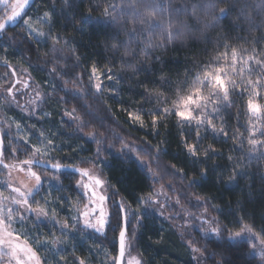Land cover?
Segmentation results:
<instances>
[{
  "label": "snow or ice",
  "instance_id": "snow-or-ice-1",
  "mask_svg": "<svg viewBox=\"0 0 264 264\" xmlns=\"http://www.w3.org/2000/svg\"><path fill=\"white\" fill-rule=\"evenodd\" d=\"M85 2L41 0L35 13L29 15L26 9H30L32 0H0L3 6L0 7V37L7 35L8 24L20 20L22 40L28 44L24 51L31 52L35 45L38 52L40 39L46 45L50 41V53L45 55L52 54L53 60L46 63L54 66L49 74L54 79L57 74L69 77L76 86L67 89L68 80L63 82V88L53 83L51 93L44 92L43 96L37 86L35 98L29 101V107H25L17 98L24 92L16 85L22 84L26 89L29 84L20 79L5 88L6 103L0 101V109L16 106L29 115L36 114L40 105L46 104L58 89L65 91L58 104L75 101L79 106H73L70 111L62 109V115L69 119L61 120L60 130L56 133L46 129L33 132L35 125L28 128L11 117L7 129L0 127V176H3L0 179V264H145L142 253L132 255V240L136 230L143 225L146 211H159L164 216L166 202H162L157 193L165 195L166 199L167 194L163 193V185L159 190L155 188L161 176L153 169V162L158 169L161 154H167V149L162 147L166 140L144 147L121 140L118 154L138 162L148 191L141 189L135 197L120 196V190L104 177L101 155L107 149L102 148V141L97 139L103 133L93 126L95 117L91 105L79 103L82 99L119 98L121 110L128 120L157 136L161 135V128L167 132L166 122L174 118L192 168L202 166L199 178L222 169L227 179L222 176L221 185L239 186L244 180L251 190L259 177L264 187V24H254L252 13L256 9L249 0H184L175 5L172 0H87L86 14L81 10ZM256 8L264 12V0H259ZM93 13L99 14L94 22L91 20ZM233 13L237 20L247 22L248 29H240L247 31V35H231L236 31L233 27L218 35L214 43L206 41L213 43L212 51L205 48L203 57L186 62L183 75L176 73L175 79L171 74L165 75L163 67L156 68L157 63H162L160 57L154 55L157 49H167L169 45L175 46L177 41L183 43L195 33L202 34L215 27L222 17ZM61 21H64L65 31L71 26L72 30L82 32L80 26L85 24L102 29L106 41L111 42L105 43V49L110 48L113 55L105 57L103 66L99 61H93L86 73L76 72L79 65L70 63L72 57L56 55L72 46L73 57L79 60L74 37L65 38L55 31ZM17 35L20 33L8 39L14 41ZM122 36L127 40L121 39ZM241 42L249 46L243 47ZM118 54L119 69L116 67ZM141 56L144 57L142 61ZM149 60L152 62L150 67L147 66ZM61 61L64 67L58 69L54 62ZM4 64L10 66L6 59ZM124 69L131 71L125 76L121 74ZM141 75L142 79L139 78ZM127 81H133L137 89H143L135 93L141 97L138 106L124 100L123 89L117 87ZM73 90L76 95L69 99ZM131 90L132 86L127 89ZM233 108L235 113L230 111ZM79 109L84 110L83 116L77 114ZM41 113V119L49 115L42 109ZM233 119L237 130L229 135L233 126L228 121ZM217 120L224 122L219 128L215 123ZM12 124L16 128L15 135L11 132ZM69 128L73 131L69 132ZM84 128L90 130L85 133ZM241 128L242 132L239 131ZM201 132L210 133L213 139L221 137L224 143L232 140V150H237L238 145L241 155L229 156L225 166L210 163L222 153L211 145L202 147L206 135L202 136ZM62 137L69 141L85 138L86 143L91 141L98 147L92 156L81 157L83 147L69 142L65 153ZM245 142L249 146L246 151ZM53 153L65 154L57 158ZM254 162L255 171L252 170ZM163 171L173 176L185 175L184 169H177L175 165H165ZM48 172L52 173L51 177ZM13 173L17 175L13 176ZM61 177L70 183L64 185ZM194 182L189 181V186ZM65 192L78 193L76 205L63 194ZM116 196H120L119 200ZM66 202L70 211L61 221L59 209ZM179 202L177 197L176 204ZM193 206H201L199 197ZM227 207L230 210L227 215L232 217L227 225L218 218L207 217L205 209L201 220L203 233L205 236L213 234L220 242H214L211 250L207 246H193L192 252L199 254L193 256L195 264L207 260L212 264H237L235 259H229V255L234 257L238 253L241 257H251L242 259L241 264H264V204L251 211L240 201L235 208L231 203ZM41 222H46L43 228ZM189 244L195 242L190 240Z\"/></svg>",
  "mask_w": 264,
  "mask_h": 264
},
{
  "label": "trees",
  "instance_id": "trees-1",
  "mask_svg": "<svg viewBox=\"0 0 264 264\" xmlns=\"http://www.w3.org/2000/svg\"><path fill=\"white\" fill-rule=\"evenodd\" d=\"M97 2H100V0H97ZM182 2H184V0H172L174 5ZM40 3L41 0L33 1L30 9L27 10L29 15L35 13L37 6ZM249 3L252 8L256 9L252 13L254 24H264V12H261L256 8L259 0H249ZM87 8L88 4L86 0V2L81 5L82 12L86 14ZM98 15V13H93L91 20L94 22ZM202 18L204 17L202 16ZM207 19L211 20V17H207ZM20 23L21 21L19 20L17 24H8L7 35L0 37V87L5 88L12 79L14 82L16 81V78L17 80H20L21 72L25 71L27 73L29 86H39L42 94L44 92L51 93L50 85L53 83L58 84L63 88V82L65 80L69 81L66 85L67 89H75L76 86L71 82V78L57 74L54 79L53 75L49 74V70L54 66L53 63H46V61L53 60L52 54L45 55V53H50V41L48 42V45H46L45 41L40 39L38 52L35 50V45H33V50L31 52L24 51V49L28 47V44L24 43L22 40L23 30L20 27ZM63 24L64 21H61L55 31L60 32L65 38L69 36L74 37L75 45L78 47L77 55L79 56V60H76L73 57L71 51L72 46L65 47L63 51L56 53V55L72 57L70 63L79 65V67L75 69L76 72L86 73L93 61H99L100 65L103 66L105 57L113 55L110 48L107 51L105 49V43L110 44L111 42L106 41V35L102 29L92 28L85 24L80 26L83 29L82 32L72 30L71 26L65 31ZM233 27L236 28V31L231 32V35H247V31H240L241 28H244L245 30L248 29L247 22L237 20L236 13H233L232 15L222 17L215 27L209 28L202 34L195 33L193 36L186 38L183 43L177 41L175 46L169 45L167 49H157L154 52V55L159 56L162 63H157L156 68L163 67L164 74H171L173 79L176 78V73H180L182 76L186 62H191L194 58L203 57L205 55V48L208 49V52H211L215 38ZM16 33H20V35H17L14 41L8 39V37H11ZM255 34L256 33L253 32V35ZM121 39L127 40V37L122 36ZM206 41H213V43H206ZM241 45L243 47L249 46L243 44V42H241ZM57 47L60 46L58 45ZM132 47L135 48L136 45L133 44ZM122 53L123 50H121V54ZM5 59L10 66L4 64ZM139 59L142 61L144 57L141 56ZM116 60V67L119 69L121 67L119 63V54L116 56ZM54 63L58 69H63L64 63L62 61ZM151 63V60H149L147 66L150 67ZM130 71L131 70L129 69H124L121 74L126 76ZM13 72L16 73L15 76L12 75ZM139 78L142 79L143 76L141 75ZM45 81H48L49 83L45 84ZM105 83L107 84L108 81L105 80ZM130 86H132V90L127 91ZM117 87L123 89L122 98L124 100L136 103L138 106L141 97L135 95V93L137 91H142V88L137 89L133 85V81H127L122 85H117ZM64 95L65 91L58 89L55 93L51 94L50 98L47 99L46 104H42L40 109H38L33 116L26 114L16 106L0 109V126L7 129L8 124L11 123L8 118L11 117L13 120L23 123L28 128L35 125L36 128L32 130L33 132L40 129H46L56 133L60 130L61 120L69 119L62 115V109L66 108L70 111L73 106L79 108L75 101L68 104H58L57 101ZM75 95L76 91L73 90L69 94V99L71 96ZM118 99H111L108 96H102L99 101H96L94 98H87L82 99L79 103L91 105V110L95 117L93 126L103 133V135L98 136L97 139L102 141V145L100 146L107 149V151L103 152L101 155L104 177L111 182L114 188L120 190V196L135 197L140 194L141 189H144L145 192L148 191V186L144 183L142 176L143 169L138 165V162L134 158L128 159L126 157H121L118 154L119 149L121 148V140L126 141L129 144L134 143L139 147H144L149 143L152 146H155L159 144L161 139H165L166 143L162 145V147L167 149V154H161L159 165L164 167L165 165H175L177 169H184L185 175L182 176L181 174H176L173 176L167 174V180L165 174V179L163 178L161 182L167 183L168 185H178L180 191L184 193L182 205L188 210L189 215L195 217L197 223L198 221L201 222L204 218L205 209H207V217L218 218L221 223L227 225L232 219L231 216L227 215L230 211L227 206L230 203L233 208H235L238 201L243 202L247 205L249 211H251L253 207L259 209L261 205L264 204V187H262L259 177L256 178L255 185L251 190H249L247 182L244 180L239 182V186L221 185L219 183L221 177L223 176L224 179H227V174L224 173L222 169H218L215 173L210 172L206 178H199V168L202 166L197 165L195 170L192 168L191 160L187 157L181 144V130L175 126L174 118H171L166 122L167 132L164 128H161V135H154L150 133L148 129H142L139 125L132 124L131 121L128 120L126 113L121 110ZM239 103L240 102H238V106ZM41 109L43 113L49 114L46 119L40 118L42 114ZM230 111L235 113L236 109L233 108L230 109ZM83 112V109H79L77 114L83 116ZM85 119L92 118L85 117ZM215 123L217 128H219L224 122L217 120ZM241 123H243V121H241ZM228 124L233 126L229 133V135H231L232 131L237 130L235 127L236 121L234 119L230 120L228 121ZM101 125H103V127H101ZM65 127L67 126L65 125ZM74 127L75 125H73V128ZM73 128H69L68 131H73ZM89 130L90 128H84L83 131L87 133ZM239 131L242 132L243 129L241 128ZM11 132L12 135L16 134L14 124H12ZM201 135L205 136L206 134L201 132ZM61 139L65 145V153L68 151L67 144L69 142L78 147L82 146L84 151L80 153L81 157L92 156L98 147L94 142L89 141L86 143L85 138L73 139L71 141L66 137H62ZM32 140L35 142V136L32 137ZM109 145H112L113 147L108 148ZM209 145L222 153L220 157L214 158L210 163H219L220 165L225 166L228 163L227 158L229 156L239 157L241 155L238 145L237 150H232V140H228L227 143H224V140L221 137L213 139L210 133L207 134L206 138L203 140L202 147H207ZM248 147L247 142H245V151ZM152 151L155 152V147H153ZM65 153L53 154L57 155V158H59ZM252 170L255 171V162L253 163ZM47 175L51 177L52 173L48 172ZM0 179H3V176H0ZM61 180L64 185L70 183L68 179H64L63 177H61ZM191 180H195V182L189 186V181ZM156 186L157 183L155 184V188H157ZM226 188L228 190H226ZM173 189V187H170L169 192L174 193ZM63 194L71 198L73 205L77 204V192H65ZM120 196H116L115 199L119 200ZM177 197L180 198V196ZM197 197L200 198L201 206L194 207L193 205L197 203ZM248 201H251L252 203L248 204ZM173 202L175 205L180 204V202L179 204H176V201ZM82 205L83 204L81 203L79 206L81 207ZM133 206L135 207V205ZM174 206H172V208ZM217 209H219V211ZM69 211L70 208L66 202L65 206L59 209L60 216L58 219H61L62 221ZM44 223L46 222H41L42 228ZM178 224L179 223L176 224V222L171 219H166L164 216L162 217L158 211H146L143 225L136 230V237L132 240L133 254L137 255L138 253H142L145 264H195L193 256L199 254L192 252L193 246L200 248L207 246L209 250H211L214 247V242H220L215 236L206 237L202 234L201 230L191 229L189 233H187L189 234V238L195 242V244L190 245L188 237L181 232V227ZM133 225L135 226V222H133ZM44 230L47 231L46 228ZM84 254L87 255V253ZM245 258L251 259V257H241L239 253L234 257L231 254L229 255V259H235L237 264H241L242 259ZM201 264H212V262L211 260L201 261Z\"/></svg>",
  "mask_w": 264,
  "mask_h": 264
},
{
  "label": "rangeland",
  "instance_id": "rangeland-1",
  "mask_svg": "<svg viewBox=\"0 0 264 264\" xmlns=\"http://www.w3.org/2000/svg\"><path fill=\"white\" fill-rule=\"evenodd\" d=\"M0 7H3V6L0 5ZM19 79H23V80L28 82L27 73L25 71H22ZM12 83H14L13 79L9 82V84L6 87L10 86ZM16 87L20 88L24 92L23 96L17 97L18 100L20 101V104L24 105L25 107H29V101H31L32 99L35 98V90L37 89V87L29 86L28 88L25 89V88H23L22 84H18V85H16ZM5 88L0 87V101L6 103V101H4V97L7 96V93L4 91ZM14 92H15V89H14ZM42 96H43V94H42ZM8 99L10 100L11 97H8ZM41 106H42V104L40 105V107ZM23 112H25V111H23ZM25 113L29 115L28 112H25ZM33 115L34 114H32L31 116H33ZM0 121H1V116H0ZM153 169L158 170L160 173V176H161L159 182L157 183L156 189H158V190L161 189V186L163 185L164 186L163 187V193L167 194V199H166L165 195H163L161 193H157V195H159L160 200L162 202H166V207L164 209V217H166V218L172 217L171 220L175 221L176 224L179 223L178 225L181 227L180 228L181 232L188 237L189 241L191 239L189 238L188 233L191 229L192 230L199 229V230H201L202 234H204L202 227H201V222L198 221V223H197L195 217L193 215H189L188 210L185 209L184 205H182L184 193H182L180 191V189L178 188V185H168L167 183L161 182L163 180V178L165 179V173L162 171V169H164V166L159 165V168L157 169V165H155V162H154L153 163ZM16 175H17L16 173H13V176H16ZM20 175L22 176V174H20ZM166 177L168 180L167 174H166ZM170 187L174 188L173 189L174 193L169 192ZM177 196H180V199H181L179 205H175L173 202V201H176ZM172 206H174V207L172 208ZM82 207H83V205L81 206V208ZM197 218H199V217H197ZM210 236H214V235L209 233L206 237H210ZM132 255L136 256V254H133V252H132Z\"/></svg>",
  "mask_w": 264,
  "mask_h": 264
},
{
  "label": "water",
  "instance_id": "water-1",
  "mask_svg": "<svg viewBox=\"0 0 264 264\" xmlns=\"http://www.w3.org/2000/svg\"><path fill=\"white\" fill-rule=\"evenodd\" d=\"M33 1H34V0H32V3H33ZM27 10H28V9H26V11H27ZM18 21H19V20H17V21H16V22H14V23H10V24H11V25L17 24V23H18ZM15 78H16V77H15ZM16 81H17V78H16ZM0 127H1V126H0Z\"/></svg>",
  "mask_w": 264,
  "mask_h": 264
}]
</instances>
